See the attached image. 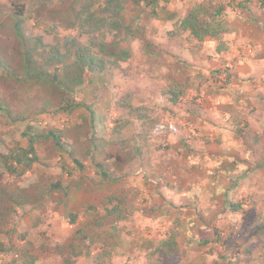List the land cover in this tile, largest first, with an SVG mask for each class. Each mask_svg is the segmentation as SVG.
Wrapping results in <instances>:
<instances>
[{"label": "rangeland", "instance_id": "obj_1", "mask_svg": "<svg viewBox=\"0 0 264 264\" xmlns=\"http://www.w3.org/2000/svg\"><path fill=\"white\" fill-rule=\"evenodd\" d=\"M124 1L129 58L110 67L111 47H95L109 67L64 112L26 77L15 19L33 69L52 74L56 50L111 35L80 14L103 17L105 0H0V264H264V79L245 76L264 74V0ZM201 4L233 31L180 30Z\"/></svg>", "mask_w": 264, "mask_h": 264}, {"label": "trees", "instance_id": "obj_2", "mask_svg": "<svg viewBox=\"0 0 264 264\" xmlns=\"http://www.w3.org/2000/svg\"><path fill=\"white\" fill-rule=\"evenodd\" d=\"M137 3H146L148 5L156 4V0H135ZM95 6V4H94ZM92 4L87 3L81 9L80 14H87V24L94 28L97 32H101L102 29L110 30L111 35H105L104 40L100 43H92L90 46H85L83 44L77 43L76 41L72 42L68 46V51L66 53H61V51L56 50L53 55L47 58L49 65L56 66L54 73L49 74L42 69L34 70L32 66V54L33 46L32 42L34 40L28 37L23 28V22L21 19H15L14 30L17 36V39L20 41L23 47V58L26 67V73L29 81L33 78L38 79V84L44 85L46 83L52 92H58L64 96V99L67 101L65 105L60 106V110L64 112H72L75 108L86 107L83 103H73L71 96L82 85L84 80V74L86 72H104L108 69L109 63L106 61L105 57H100L98 54L93 52V50L100 49L102 52L105 51L107 46H110L111 49L109 53H106L104 56L113 57V60L110 61L111 65H115L117 59L126 60L129 58V51L120 49L121 40H125L129 33L130 28L125 24L123 18V11L125 9L124 0H105V3L102 4L99 8L103 17H98L94 11H91ZM208 9H213L208 11ZM79 14H75L76 17ZM180 30L184 32H189L190 35L199 40L203 41L206 38L210 37L214 40L220 41L221 37L225 34H229L233 31L230 23L224 18L223 8H217L216 5H209L206 8V5L201 4L193 9H191L188 14L180 21L179 23ZM230 46V43H221L217 47L219 53L227 50ZM96 47V48H95ZM106 52V51H105ZM62 66V67H60ZM33 69V70H32ZM36 82V81H34ZM37 83V82H36ZM177 97V95H175ZM178 98V97H177ZM52 136V135H51ZM56 142L60 145L61 138L58 135H53ZM99 144L93 143V148L98 149ZM29 153L35 152L34 142L30 141V146L28 149ZM70 156L74 157V152L70 151ZM36 160V159H34ZM79 166H83L82 163L74 159ZM20 162L21 159H19ZM107 173H105L106 176ZM116 193H112V196L109 197L110 202L114 201ZM232 209L234 211H239L240 205L232 204ZM110 215H116V213L123 217V212L120 210H108ZM74 222L76 221V217ZM73 246V245H72ZM34 260L28 264H33Z\"/></svg>", "mask_w": 264, "mask_h": 264}, {"label": "crops", "instance_id": "obj_3", "mask_svg": "<svg viewBox=\"0 0 264 264\" xmlns=\"http://www.w3.org/2000/svg\"><path fill=\"white\" fill-rule=\"evenodd\" d=\"M257 72H259V71H257ZM257 72H255V73H250L249 75H245L246 76V79H258V80H262V79H264V74H259V73H257ZM260 75V76H259ZM246 90V93H244L245 94V96H248V97H252V95H253V93L252 92H248L247 90L248 89H245ZM263 90V89H262ZM254 94H257V92H255ZM258 94H259V92H258ZM243 100V99H242ZM230 116V118H231V114L229 115ZM250 120L251 119H254V118H249Z\"/></svg>", "mask_w": 264, "mask_h": 264}]
</instances>
